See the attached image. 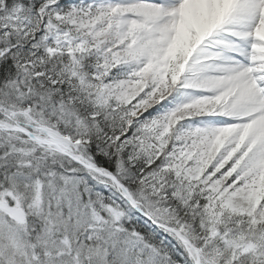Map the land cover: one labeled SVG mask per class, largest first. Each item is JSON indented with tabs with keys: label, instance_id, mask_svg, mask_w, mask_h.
Returning <instances> with one entry per match:
<instances>
[{
	"label": "rangeland",
	"instance_id": "obj_1",
	"mask_svg": "<svg viewBox=\"0 0 264 264\" xmlns=\"http://www.w3.org/2000/svg\"><path fill=\"white\" fill-rule=\"evenodd\" d=\"M104 1L80 0V6L68 0L47 2L37 15L41 29L40 34L37 31V36L40 37L39 46L45 48L44 55L52 57L58 52L79 54L88 49L100 52L102 58L100 57L96 67L101 70L91 69L90 72L95 74L93 78L96 80H100L99 74H103L101 80L107 84L96 81L91 86H96V90L111 99L114 107L120 105L125 108L133 99L136 101L132 107L133 111L130 109L133 113L129 123L121 131L119 141L124 146L129 144V150H140L143 146L149 149L150 155L155 161L158 160L156 170L165 174V178H158L159 173H153L154 182L165 185L166 195L187 218H183L181 213L178 215L180 219L173 213L169 214L166 211L168 207L153 202V193L143 191L133 200L145 208L147 215L152 214L169 221V225H174L181 234L196 238L193 244L201 251L199 257L202 264H264V228L257 224H264V124L206 130L201 125L197 129L190 128L191 120H188L200 117L203 118L201 121L208 122L204 125H214V122L210 121L213 118L209 115L220 110L238 119L239 115L235 110L240 108V102H245L249 108L252 102L256 101L254 94L250 90V95L244 93L241 87L237 86V77L230 75L228 82L233 83L235 89L230 91L229 96L224 94L214 100L205 94L204 100H193L177 110H165L171 93L175 95L180 87H194L191 79L180 78L183 77L186 56L196 37L189 19V11L185 9L187 3H181L175 10H172L173 7L169 8L173 3L166 5L165 10L172 11L174 18L178 13L183 14V21L180 19L181 23L177 25L172 47L164 50L165 52H159L157 43H151L142 37H127L141 27L138 26L135 16L128 18L130 23L123 24L118 19L123 16V10L129 9L120 8L114 11L108 8L104 11L100 6L93 11L86 8L89 2L105 4ZM16 6L21 9V5ZM140 13L150 17L147 20L149 27L152 24L151 19L156 21L158 18H152L155 12L148 13L141 7H135L128 12L129 15L138 17ZM21 14L19 17L22 19L25 17L24 10ZM23 23L28 24V21L25 19ZM51 23L61 26H48ZM260 47L261 45L257 44L255 49ZM253 55L251 53V57ZM72 65L71 70L77 75L74 62ZM83 81L85 80L82 79ZM195 95L200 96L201 93ZM86 97L92 101L95 110H104V115H101L104 121L115 125L109 131L118 132V115L115 114L110 120L105 116L106 113L109 114V110L102 100L104 96L95 95L91 90L90 93L87 92ZM99 103L101 107L97 105ZM257 107L252 112H260L258 104ZM55 108L62 107L58 104ZM69 108L63 107L64 114L60 117L59 123L64 127H68L70 122L75 124V114ZM5 111L6 109L0 107V114L5 117H0V135L4 140L10 138L14 141L12 144L19 146L21 155H36L44 151L48 157H44L41 166L58 168L53 162L57 159L52 155L58 153L45 144L51 140L76 160L87 162L78 140L63 133H56L50 130L54 128L49 124L42 123L45 122L42 115L52 118L51 113H55L52 110L38 112L37 121L32 119L27 111L11 112L10 116L5 115ZM252 112L248 113L247 110V113H244L247 116ZM110 116L112 115L109 114L108 117ZM64 117L65 121L62 120ZM103 120L99 123L102 124ZM259 122L264 123V116ZM74 124L71 125L74 127ZM102 131L98 125L91 124V132L101 134ZM69 133L80 137L86 135L76 130H70ZM146 136L158 142L160 146H154L156 151L163 147L164 153L158 151L157 154L152 150ZM150 159L153 163L148 164L154 166L155 162L152 157ZM64 164L66 163L61 162L59 165ZM115 171L123 184L127 181L129 183L126 168H122L121 163L115 167ZM45 174L40 180L41 183L33 182V179L37 178L36 173L33 178L18 177L21 182L14 178L10 181L11 188L1 194L0 202L7 205L13 203L12 207L22 211L25 219L24 223L18 224L0 211V264H104L106 251L101 252L100 247L90 250L86 248V243H83L86 233L97 237L103 247L111 251L117 264L124 263L121 257H128L127 253L132 247L141 255L142 264H169L167 252L156 249L152 252V249L140 242L141 239L137 238L135 233L123 229V225L130 224L132 220V210L128 204L126 208L128 199L124 198L117 188L110 192V185L100 182V179L92 177L89 172L83 173L79 179L74 170L63 173L61 177L52 175L51 172ZM80 182L87 186H97L100 183L103 188H109L108 194L114 197L117 209L109 204L104 207L95 204L103 212L101 215L96 213L95 205L82 202L81 196L85 191L81 194ZM24 184H29L34 191H29ZM86 194H90V191H86ZM195 227L196 230L193 229ZM198 232L206 236L218 233L215 238L204 241L196 235ZM163 243L166 246L168 244L167 240L162 239ZM96 245L99 246V243L96 242ZM174 253L179 258L177 264H193L186 251L174 249ZM180 259L184 262H180ZM194 260L196 261L195 258Z\"/></svg>",
	"mask_w": 264,
	"mask_h": 264
},
{
	"label": "trees",
	"instance_id": "obj_2",
	"mask_svg": "<svg viewBox=\"0 0 264 264\" xmlns=\"http://www.w3.org/2000/svg\"><path fill=\"white\" fill-rule=\"evenodd\" d=\"M53 1L54 0H0L1 109H6L5 113H20L27 111L29 116L36 121L38 120V112L48 109L52 110L55 112L51 113L52 118H47L45 115H42L45 119V122H42L43 124H49L58 133H63L65 136L78 140V143H81V151L92 164L96 165V167L103 170L105 169L109 173L115 175V167L121 163L122 168H126V172H124L127 173L126 178L129 180V183L127 181L126 184H123L120 179L119 181L122 185L127 187L132 195L136 196L143 191L153 193V196H151L155 204L157 202V204H161L165 206V208L168 207L166 211L169 214L173 213L175 217L180 219L178 215L182 210H180L176 204H173V201L166 195L167 193H165L164 190L165 185L156 184V182H154L153 173H159L158 178H165V174L156 170L158 160L155 161L153 156L150 155V151L147 147L144 148L143 146L144 150L143 148L140 150H137V148L129 150V144L126 145L128 146L127 148L119 141V136L122 133L121 131L125 129L133 113L130 112V109L133 111L132 107L136 101L133 99L131 104H126L127 106H125V108H121L122 106L120 105L114 107V105L111 104V99H107L102 92L96 90V86H91L93 83L95 84L96 81L103 85L107 84L105 81L101 80L103 74L98 73L100 75V80H96L93 78L95 74L90 72L91 69L101 70V68L96 67L101 57L100 52L88 49L83 53L80 52L78 54L77 52L71 56L72 58L64 55H54L52 57L44 55V47L41 45L39 46L40 37L37 36V31H39L38 34H40L41 30L38 21L39 17L37 15L47 2ZM16 4L21 5V9L18 8ZM23 10L25 17L21 19L19 16L22 15L21 13ZM25 19L28 21V24L23 23ZM72 62H74L75 68H77L78 77L71 70L73 66ZM82 79L85 81L82 82ZM118 79L120 80V77H118ZM90 89L95 95L104 96L102 100L108 105L110 109H108L107 105L105 107L109 110V114L112 115L108 117L109 114L106 113L105 116L107 119H113L115 114L118 115L117 120L119 122L116 124V126H118V132L113 130V133H111L109 131V129L113 126L115 127V125H109L108 121H104L101 117V115H104V110H95L92 101L87 99L86 94L87 92L90 93ZM58 104L61 105L62 108L56 109L55 106ZM97 105L101 107L100 103ZM67 106L70 107L69 109L75 114L74 122L76 126L74 127L71 125L74 124L73 122H70L68 127H64V125L62 126L59 123L61 115L64 114L63 110L65 109H63V107ZM33 113H35V115ZM0 117H2V114H0ZM62 120L65 121V117ZM101 120L104 121L102 124L99 123ZM91 124L101 127L103 133L95 134L91 132ZM132 128H134V125H132ZM70 130H76V132L80 134L86 133V135L81 137L77 134L73 135L69 133ZM89 132L91 133L87 135ZM106 135H108V137H106ZM0 136V196L11 188L10 186L12 183H10V181L14 180V178L21 182L20 178H28L29 176L33 178L34 173H36L37 178L33 179V182L41 183L40 180L46 175L45 172H51L52 175L61 177L63 173L74 170L77 173L78 179L86 172L80 166L71 163L67 158L56 154L52 155L57 159V161L53 160V162L56 163L58 168L41 166L44 157H48L47 153L41 151V153L39 152L36 155H21L18 150L19 146L12 144L15 143L14 141L10 138L4 140L2 135ZM146 140H148L151 149L157 154L158 151L164 153L163 147L156 151L155 147H157V145L160 146L157 141L152 138ZM120 146L123 148H120ZM39 154H41V156ZM117 156L118 158H115ZM150 157H152L155 162L154 166L148 164L153 163ZM61 162L66 164L61 166L59 165ZM61 169L63 171L60 172ZM116 175L119 178V175ZM82 182H80L81 194L85 191L84 195L81 196L82 202L85 201L89 205L99 204L102 207L109 204L110 207L117 209V206L114 205V197L104 191V188L101 186H92L93 184L87 186ZM24 185L29 191H34L29 184ZM158 185L161 186L158 187ZM86 191H90V194H86ZM94 209L99 215L103 213L96 205ZM181 214L183 218H187L184 217V213ZM166 222L169 223V221ZM129 223L130 224L123 225L124 228L121 227L127 232L135 233L137 238L141 239L140 242L147 248L152 249V252L154 249L167 252L166 257L170 258L169 264L179 263V258L175 256L174 249L166 246L164 243L162 244L161 237H157L153 230H149L141 222L130 221ZM257 224L264 228V224ZM168 226L175 227L172 224H168ZM193 229L196 230V227ZM196 235L201 238L204 237V235L201 234V236L199 232L196 233ZM79 236H81V233H79ZM80 240L83 242L82 239ZM84 240L85 242L83 243H86V248H89V250L100 247L102 250L101 252L106 251L107 257L104 264H117V260L113 258L111 251L106 250L97 237L86 233ZM96 242L99 243V246L96 245ZM142 253L146 252L142 251ZM127 255L128 257H121L124 260L123 264H142L143 259H141V255H139L137 250L133 249V247Z\"/></svg>",
	"mask_w": 264,
	"mask_h": 264
},
{
	"label": "bare ground",
	"instance_id": "obj_3",
	"mask_svg": "<svg viewBox=\"0 0 264 264\" xmlns=\"http://www.w3.org/2000/svg\"><path fill=\"white\" fill-rule=\"evenodd\" d=\"M229 2H233V4L235 3L234 0H229ZM131 3L132 6H134L133 1H131ZM225 3H227V0H189L187 1V5H185L186 7L184 6L185 9H188L190 14L189 19L191 20L193 25L194 37L196 35L195 45L198 44V47L196 48V51L198 53L203 54V52L201 51L202 50L201 44L205 42L207 37H217L218 30H216V28L220 26V20L218 18L220 16L219 14L221 13V11H224L223 6L226 5ZM146 7L148 10L155 9L152 8L153 4L151 5L146 4ZM183 12L185 13L184 10ZM261 35L264 38V31H262ZM222 62L223 64L233 63L231 61H228L227 59H223ZM215 74L217 73L214 70H212L210 67L204 68L202 72L200 71L198 80L201 83H204L205 79L208 76H214ZM10 113L11 112L9 113L6 112L5 115L7 114L8 116H10L11 115ZM13 120H15V117L13 118ZM48 142H49L47 143L48 145H52V146L57 145L53 141L49 140ZM150 218L151 219L149 220L159 228L160 232L162 231L163 234L166 235L164 231L168 229L167 223L163 221L161 218L158 219L157 217L154 218L153 216H150ZM172 232L173 234H175L174 231Z\"/></svg>",
	"mask_w": 264,
	"mask_h": 264
},
{
	"label": "water",
	"instance_id": "obj_4",
	"mask_svg": "<svg viewBox=\"0 0 264 264\" xmlns=\"http://www.w3.org/2000/svg\"><path fill=\"white\" fill-rule=\"evenodd\" d=\"M56 150L58 151L59 154L65 155L62 150H59L58 148ZM65 156H67V155H65ZM81 166H84V165H81ZM120 189H122V188H120ZM0 211L4 212L7 215L8 219L10 218L14 222H17L18 224L24 222L23 221L24 218H23V212L22 211H18V210L14 209V208H9L8 209L7 206L2 204V203H0Z\"/></svg>",
	"mask_w": 264,
	"mask_h": 264
}]
</instances>
